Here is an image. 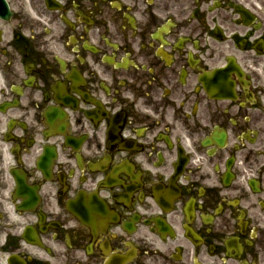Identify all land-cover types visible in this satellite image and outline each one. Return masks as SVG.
<instances>
[{
	"label": "flooded vegetation",
	"instance_id": "obj_1",
	"mask_svg": "<svg viewBox=\"0 0 264 264\" xmlns=\"http://www.w3.org/2000/svg\"><path fill=\"white\" fill-rule=\"evenodd\" d=\"M0 264H264V0H6Z\"/></svg>",
	"mask_w": 264,
	"mask_h": 264
}]
</instances>
